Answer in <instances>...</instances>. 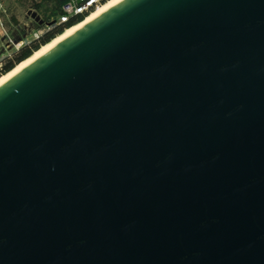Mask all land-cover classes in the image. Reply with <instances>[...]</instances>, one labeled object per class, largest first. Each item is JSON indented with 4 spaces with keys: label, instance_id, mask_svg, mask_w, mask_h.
Wrapping results in <instances>:
<instances>
[{
    "label": "water",
    "instance_id": "1",
    "mask_svg": "<svg viewBox=\"0 0 264 264\" xmlns=\"http://www.w3.org/2000/svg\"><path fill=\"white\" fill-rule=\"evenodd\" d=\"M0 264H264V0H120L0 83Z\"/></svg>",
    "mask_w": 264,
    "mask_h": 264
},
{
    "label": "rangeland",
    "instance_id": "2",
    "mask_svg": "<svg viewBox=\"0 0 264 264\" xmlns=\"http://www.w3.org/2000/svg\"><path fill=\"white\" fill-rule=\"evenodd\" d=\"M53 4L54 0H3L4 12L0 16L1 24L9 36L16 39V43L23 41L21 44L23 45L25 41L49 29L47 22L55 16L48 14Z\"/></svg>",
    "mask_w": 264,
    "mask_h": 264
},
{
    "label": "built area",
    "instance_id": "3",
    "mask_svg": "<svg viewBox=\"0 0 264 264\" xmlns=\"http://www.w3.org/2000/svg\"><path fill=\"white\" fill-rule=\"evenodd\" d=\"M2 1L3 0H0V16H1V13L4 12ZM103 1L104 0H62L59 4L58 12L55 14L54 17H51L50 20L47 22L49 23L47 24L48 28L52 26H56V25H64L70 20H75L76 18L83 16L85 13L95 8L97 5H99ZM0 28H1L0 36H1L2 45H3V49H2L3 51L0 52V55H1L0 66H1V63H2L1 59L4 56H9L10 53L14 49H17L18 47L16 45V40L9 36L7 31L2 26L1 21H0ZM33 34L34 36H36L35 32ZM36 37H33V38H36ZM28 41H25V42H28Z\"/></svg>",
    "mask_w": 264,
    "mask_h": 264
},
{
    "label": "bare ground",
    "instance_id": "4",
    "mask_svg": "<svg viewBox=\"0 0 264 264\" xmlns=\"http://www.w3.org/2000/svg\"><path fill=\"white\" fill-rule=\"evenodd\" d=\"M120 0H104L99 5H97L95 8L91 9L87 14H85L81 20L71 23L66 26L65 30L59 32L56 34L53 38H51L49 41H47L44 44H41L37 49L33 50L29 56L24 58L23 60L17 62L11 69L8 71L0 74V83L11 77L14 73H16L19 69L39 57L41 54L46 52L49 48H51L53 45L61 41L63 38L70 35L72 32H74L77 28L85 24L86 22L90 21L92 18L106 10L107 8L111 7L115 3H117ZM23 41L17 42V47L22 44ZM25 43V42H24Z\"/></svg>",
    "mask_w": 264,
    "mask_h": 264
},
{
    "label": "trees",
    "instance_id": "5",
    "mask_svg": "<svg viewBox=\"0 0 264 264\" xmlns=\"http://www.w3.org/2000/svg\"><path fill=\"white\" fill-rule=\"evenodd\" d=\"M62 0H54V4L50 6L49 8V15L53 16L55 13L58 12L59 4ZM38 4V3H37ZM88 13V12H87ZM85 13V14H87ZM84 14V15H85ZM83 15V16H84ZM83 16H80L76 18L75 20H70L64 25H56L52 26L49 29L42 32L40 35H38L36 38H33L29 40L28 42L24 43L23 45L19 46L17 49H14L9 56H4L1 59V66H0V74L8 71L11 69L17 62L23 60L27 56L31 54V52L35 49H37L41 44L46 43L51 38H53L56 34L59 32L65 30L66 26L70 25L71 23H74L78 21ZM65 27V28H64Z\"/></svg>",
    "mask_w": 264,
    "mask_h": 264
},
{
    "label": "crops",
    "instance_id": "6",
    "mask_svg": "<svg viewBox=\"0 0 264 264\" xmlns=\"http://www.w3.org/2000/svg\"><path fill=\"white\" fill-rule=\"evenodd\" d=\"M2 5H3V1H2ZM4 7V6H3ZM0 32H1V28H0ZM14 39V38H13ZM16 40V39H15ZM3 45H2V40H1V36H0V52H2L3 50Z\"/></svg>",
    "mask_w": 264,
    "mask_h": 264
}]
</instances>
